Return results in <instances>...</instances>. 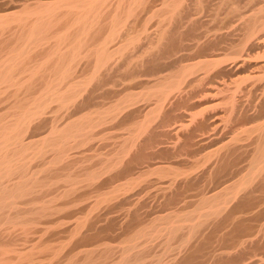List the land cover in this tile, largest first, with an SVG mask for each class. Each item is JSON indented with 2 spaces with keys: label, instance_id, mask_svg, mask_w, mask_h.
<instances>
[{
  "label": "bare ground",
  "instance_id": "1",
  "mask_svg": "<svg viewBox=\"0 0 264 264\" xmlns=\"http://www.w3.org/2000/svg\"><path fill=\"white\" fill-rule=\"evenodd\" d=\"M258 62L264 0H0V264H264V122L189 161ZM230 94L264 121V88Z\"/></svg>",
  "mask_w": 264,
  "mask_h": 264
},
{
  "label": "rangeland",
  "instance_id": "2",
  "mask_svg": "<svg viewBox=\"0 0 264 264\" xmlns=\"http://www.w3.org/2000/svg\"><path fill=\"white\" fill-rule=\"evenodd\" d=\"M227 42H229L230 43V41H227ZM231 42H233V41H231ZM229 43H227V44H229ZM227 45H225V47H226ZM226 50V49H225ZM227 50H230V49H227ZM226 50V51H227ZM230 52V51H229ZM228 51H227V53H229ZM226 53V52H225ZM258 64V66H259V69L261 68V66H263V62L260 64V62H258L257 63ZM258 69V71L259 72H261L260 74L261 75H263V73L262 72H264L263 70H264V66H263V68H261V70H259ZM254 72H255V70H253ZM257 71V69H256V72H257V75L259 74V72ZM260 76V75H259ZM262 78V77H261ZM232 80H235L234 79V77L233 78H230V79H227V88L229 89H227L228 90V93L226 92V94H224L223 96H221V98L219 99L220 100V102H222L223 103V105L226 103V101H228V96L229 95H231L230 94V92H232V94L233 95H235L236 93V95L234 96V101H236L235 103L236 104H238L239 102V105L241 104V105H245L246 106V104H245V102L246 103H248V101H247V98L248 97H245V96H247V93L248 92H251V97L250 98H252V99H254L255 97H257V96H259L260 94H261V92H262V90H263V88H264V79H260V77L256 80V81H254V79L253 80H248V82L247 81H245V82H243L244 80H241L240 82H238V80H235L233 83H235V87L233 86V89H235V90H233L232 89V85H233V83H232ZM228 81H230L229 83H228ZM236 81H237V83L238 84H236ZM248 84H247V83ZM252 83V84H251ZM230 84V85H229ZM253 84H254V86H253ZM236 85H238V86H236ZM239 85H241L240 87H241V90H243V91H241L240 93L238 92L239 91V89H240V87H239ZM252 87L253 86V88H251L250 86ZM262 85V86H261ZM229 86H231V87H229ZM245 86V87H244ZM259 86H260V88H261V90H260V88H259ZM239 87V88H238ZM242 88H244V89H242ZM231 89H232V91H231ZM249 89V90H248ZM257 89V90H256ZM226 90V91H227ZM246 90H248V92L246 91ZM251 90V91H250ZM235 91V92H234ZM253 91H255V92H253ZM259 94H258V93ZM241 94H243V95H241ZM255 94V95H254ZM245 95V96H244ZM226 96H227V98H226ZM239 96V97H238ZM236 97V98H235ZM241 97V98H240ZM229 98H230V96H229ZM246 98V100H244ZM225 99H226V101H225ZM256 99V98H255ZM219 100H218V102H219ZM243 100H244V102H243ZM220 102H219V104H220ZM152 103V101H150L149 102V104H151ZM221 105L223 108H221L220 110H217V112H216V114L215 115H217L216 116V118H213L212 120H211V122H210V124L209 125H211L210 126V128L212 129V128H214V127H218L219 126V128L222 130V128H223V130L221 131V136H220V138H221V140H222V142L221 143H219V144H217L216 146H217V148H215V146L214 147H212V148H210V149H208V150H206V152H200V153H191L192 155L193 154H196V155H193V156H191L192 158H190V160L189 161H191V163L190 164H192V165H195V164H197V166H199V165H201V163L203 162V157L205 156V155H213V153H214V151L215 150H218L220 147L221 148H223L224 146H225V148L226 147H229V146H231V147H234L235 146V144H236V146H241V145H243L244 147L246 146V147H248V149H250L251 147H250V144L251 145H253L252 143H253V139H255V135L257 134L256 133V131H253V129L255 128V130H256V127L257 126H259L260 124L262 125V123L264 122V121H258V122H246V121H243V120H240V122L238 121V122H235V124H234V122L232 123V119H231V121H230V119L228 118L229 117V108H230V106H229V102H227V105L229 106H227V105ZM225 106H227V107H225ZM226 111H227V113H226ZM221 112V113H220ZM228 115V116H227ZM227 116V117H226ZM231 117V116H230ZM227 120V121H226ZM231 123H230V122ZM262 122V123H261ZM227 123V124H226ZM248 123V124H247ZM221 125V126H220ZM229 125V126H228ZM226 127V128H225ZM253 127V128H252ZM252 129V130H251ZM225 130V131H224ZM249 131V132H248ZM251 131H253V132H251ZM223 132V133H222ZM248 132V133H247ZM253 133H256V134H253ZM251 138V139H250ZM253 138V139H252ZM235 139V140H234ZM241 140V141H240ZM234 141V142H233ZM234 144H233V143ZM239 142V143H238ZM247 144H248V146H247ZM222 145H224V146H222ZM234 145V146H233ZM220 148V149H221ZM110 150V148H109V146H103V147H100V149L98 150V151H103V152H106L107 150ZM213 150V151H212ZM208 151H209V153H208ZM212 153H211V152ZM170 153L171 152H165L162 156H161V158H159L158 159V161H157V158L155 159V160H151V159H147V160H145V162H149V163H159L160 162V165H162V167H163V169H161V170H156L155 172L153 171H151L150 173H147V175L144 177V183H145V185H147V188H148V190L149 191H153V190H156V188H157V186H156V183H159V182H163L165 179H166V175H169V172L170 171H168L169 169L167 168V167H171L172 168V166H171V164L173 165V168L172 169H175V168H177V167H179V166H176L175 165V159L174 158H172L173 156H171L170 155ZM206 153V154H205ZM211 153V154H210ZM88 154H90V153H86L85 155H88ZM170 155V156H168V155ZM172 154V153H171ZM173 155V154H172ZM168 156V157H167ZM212 158H211V160L213 159V156H211ZM170 158V159H169ZM161 159V160H160ZM207 160H209V159H207ZM211 160H209V161H211ZM172 161V162H171ZM208 161V162H209ZM164 162V163H163ZM174 162V163H173ZM162 163V164H161ZM168 163V164H167ZM189 164V165H190ZM243 164H245V163H243ZM169 165V166H168ZM189 165H184V167H183V165H182V167L180 166L179 167V169H182V170H184L185 169V171L186 170H188V166ZM165 166H166V171H164L165 169ZM156 166H154L153 168H155ZM152 169V168H151ZM171 169V170H172ZM163 170V174L161 173V171ZM158 171V172H157ZM160 172V173H159ZM167 172H168V174H167ZM157 173H159L158 175H156ZM164 173H166V174H164ZM161 174V176H159ZM165 175V176H164ZM158 176L160 177V178H158ZM158 181V182H157ZM201 181L202 180H200V182H198V187H197V185H195V188L193 187L192 189H190V191H189V195L190 196H192L193 198L192 199H190L191 201H196V199H199L198 198V196L200 197V195H202L203 193H204V189H201L200 190V188L199 187H201L202 188V184H200L201 183ZM151 186H149V185ZM197 187V188H196ZM194 189H195V191H197V189H198V191L197 192H199V195L197 196V195H195V194H198V193H195L194 192ZM203 190V191H202ZM201 191V192H200ZM206 192V191H205ZM216 192H218V191H216ZM191 193V194H190ZM194 194V195H193ZM91 196V195H90ZM94 196V195H93ZM93 199H94V197H93ZM90 200H92L91 198H90ZM89 200V201H90ZM183 208H185V207H183ZM189 209H192V208H190V207H188ZM188 208H186V210H184V209H178V211L180 210V212H183V213H180V214H185V211H187V212H189V209ZM188 209V210H187ZM184 210V211H183ZM162 211V212H161ZM157 210V211H153V212H149V214H147L148 216H146V220H143V221H145V222H143V226H145L146 224H149V222L153 219V217L155 216V217H157V218H159V217H161V218H163L164 216H166L167 215V213H168V215H169V213L171 212V211H165V210ZM165 211V212H164ZM186 212V213H187ZM163 215V216H162ZM150 218H152V219H150V221H149V219ZM156 218V219H157ZM148 219V220H147ZM155 220V219H154ZM146 222H148V223H146ZM123 238V239H122ZM121 239H122V241H121ZM125 241V239H124V237L123 236H121V237H119V238H117V239H115L114 240V242L112 243L114 246H116V247H120V246H123V242ZM120 243V244H119ZM119 244V245H118Z\"/></svg>",
  "mask_w": 264,
  "mask_h": 264
}]
</instances>
